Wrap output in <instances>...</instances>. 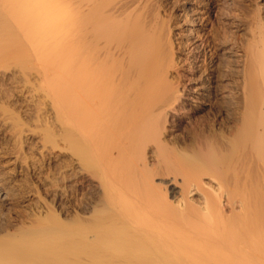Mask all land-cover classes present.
<instances>
[{
    "label": "bare ground",
    "instance_id": "6f19581e",
    "mask_svg": "<svg viewBox=\"0 0 264 264\" xmlns=\"http://www.w3.org/2000/svg\"><path fill=\"white\" fill-rule=\"evenodd\" d=\"M174 2L0 0V264H264V0Z\"/></svg>",
    "mask_w": 264,
    "mask_h": 264
},
{
    "label": "rangeland",
    "instance_id": "374dc122",
    "mask_svg": "<svg viewBox=\"0 0 264 264\" xmlns=\"http://www.w3.org/2000/svg\"><path fill=\"white\" fill-rule=\"evenodd\" d=\"M154 2H155V4L154 5H159L160 4V2L162 3V4H160L159 6H158V8H160V11L161 12H163V11H165L166 13H170V12H172L174 9H172V8H174V5H175V3L176 2H174L175 0H153ZM158 3V4H157ZM167 6V8H164L165 6ZM163 7V8H162ZM162 8V9H161ZM170 8V9H169ZM165 9V10H164ZM167 10V11H166Z\"/></svg>",
    "mask_w": 264,
    "mask_h": 264
}]
</instances>
